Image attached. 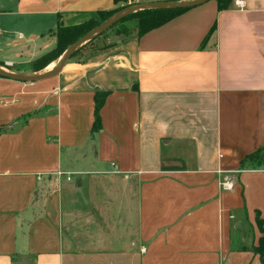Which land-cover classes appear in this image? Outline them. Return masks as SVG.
<instances>
[{
	"label": "crops",
	"instance_id": "0c3cea01",
	"mask_svg": "<svg viewBox=\"0 0 264 264\" xmlns=\"http://www.w3.org/2000/svg\"><path fill=\"white\" fill-rule=\"evenodd\" d=\"M114 7L0 0V63L30 65L59 22ZM256 213L264 224V0H209L52 77H0V264H264Z\"/></svg>",
	"mask_w": 264,
	"mask_h": 264
},
{
	"label": "trees",
	"instance_id": "16d2710c",
	"mask_svg": "<svg viewBox=\"0 0 264 264\" xmlns=\"http://www.w3.org/2000/svg\"><path fill=\"white\" fill-rule=\"evenodd\" d=\"M132 1L133 0H113V2L115 3V7L113 9L100 10L97 12L95 18L88 19L87 21H84L80 24L64 26L63 24L59 22L54 32L55 38H56L55 47L52 50L44 53L43 55H41L34 61H32L30 63V66H31L30 71H39L43 69L44 67H46L51 62L55 61L68 45L76 41L78 38H80L86 32H88L93 27L98 25L100 22L108 18L110 15H112L117 10L130 4V2ZM215 1L217 3V9L224 10L229 7L232 0H215ZM188 9L190 8L138 10L136 12H133L123 17L118 22H116L114 25H112L110 28L115 27L116 25L122 24V23H124L125 25L127 21H135V24L133 26L134 29L130 28L126 24V26H123L121 30L116 31V35L117 36L121 35L122 37H125L131 34L135 30L137 36L140 37L146 32L154 28H157L163 25L164 23L170 21L171 19L177 17L178 15L184 13ZM99 36L81 45L80 48H78L79 51L77 49L74 53H76L77 51L80 52L87 43H90L96 40ZM74 53L72 55H74ZM0 64L2 65V63ZM15 71H17V69ZM106 95H107V92H96L94 94V120L92 123L91 133H95L99 131L101 128L99 110L104 103ZM258 154H259V151L248 154L244 160H254L258 158ZM255 221L262 235L260 236L258 245L254 248V250L262 255L263 249H264V224H263V221L260 219L258 213H256Z\"/></svg>",
	"mask_w": 264,
	"mask_h": 264
},
{
	"label": "water",
	"instance_id": "95a60500",
	"mask_svg": "<svg viewBox=\"0 0 264 264\" xmlns=\"http://www.w3.org/2000/svg\"><path fill=\"white\" fill-rule=\"evenodd\" d=\"M209 0H155V1H142L128 4L121 9L114 12L108 18L100 22L91 30L86 32L76 41L68 45L64 51L56 59L54 66L48 70L43 71H29V72H16L7 70L5 67L0 66V76L21 82H35L45 78L52 77L58 74L71 55L84 43L94 39L101 33L109 29L112 25L118 22L123 17L143 9H175V8H192L203 4Z\"/></svg>",
	"mask_w": 264,
	"mask_h": 264
},
{
	"label": "rangeland",
	"instance_id": "374dc122",
	"mask_svg": "<svg viewBox=\"0 0 264 264\" xmlns=\"http://www.w3.org/2000/svg\"><path fill=\"white\" fill-rule=\"evenodd\" d=\"M142 1H155V0H133L132 2H130V4L132 3H136V2H142ZM129 26L130 28L134 29L133 28V24H135V21H127L124 25V23L122 24H118L116 25L115 27H112L108 30H106L103 34H101L96 40L90 42V43H87L85 45V47H91V46H98V45H101L102 43L105 44L107 42H109L112 38H114L116 35V31L118 30H121L123 26ZM117 37H122L121 35H118ZM84 47V48H85ZM80 48V47H79ZM79 51V49H78ZM76 52L74 53V55H72L67 62L71 61V62H74V61H77L80 57V52ZM56 60L54 61V64H55ZM66 62V63H67ZM0 66L2 67H5L7 70H11V71H15L17 69L16 72H29L31 68L30 65H27V66H23V67H17V66H7L5 64H0ZM49 66V65H48ZM54 66V65H53ZM48 68V67H47ZM15 69V70H14ZM27 69V70H26ZM44 69V68H43ZM45 70H48V69H45ZM43 71V70H42Z\"/></svg>",
	"mask_w": 264,
	"mask_h": 264
},
{
	"label": "built area",
	"instance_id": "2783aa9c",
	"mask_svg": "<svg viewBox=\"0 0 264 264\" xmlns=\"http://www.w3.org/2000/svg\"><path fill=\"white\" fill-rule=\"evenodd\" d=\"M240 5H243V3L242 2H238ZM67 179H69L70 177L69 176H67L66 177ZM222 186L224 187V188H230L231 187V184H229L227 181H223L222 182Z\"/></svg>",
	"mask_w": 264,
	"mask_h": 264
},
{
	"label": "bare ground",
	"instance_id": "6f19581e",
	"mask_svg": "<svg viewBox=\"0 0 264 264\" xmlns=\"http://www.w3.org/2000/svg\"><path fill=\"white\" fill-rule=\"evenodd\" d=\"M53 65H54V62H52L51 64H49L48 69H49V68H52Z\"/></svg>",
	"mask_w": 264,
	"mask_h": 264
}]
</instances>
